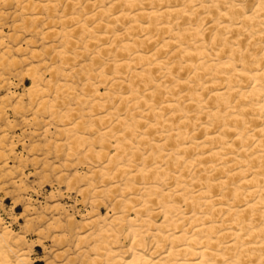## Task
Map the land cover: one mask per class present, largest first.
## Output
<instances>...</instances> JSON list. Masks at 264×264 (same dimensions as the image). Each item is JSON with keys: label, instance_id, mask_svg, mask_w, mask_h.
Returning <instances> with one entry per match:
<instances>
[{"label": "rangeland", "instance_id": "rangeland-1", "mask_svg": "<svg viewBox=\"0 0 264 264\" xmlns=\"http://www.w3.org/2000/svg\"><path fill=\"white\" fill-rule=\"evenodd\" d=\"M160 1L142 0L131 8L120 0H0V235L6 236L9 264H104L108 251L127 259L134 245L145 255H161L155 240L164 216L155 197L149 198L151 212L143 206L148 198L139 188L149 183L167 192L174 180L160 173L146 178L136 171L165 165L153 157L155 151L170 152L181 143L165 139L178 126L177 121L165 122L168 110L154 129L150 125L158 115L149 108L177 100L189 87L191 72L179 64L174 79L181 84L172 89L164 67L153 66L145 78L134 75L146 67L145 61L119 65L138 53L186 60L177 49L162 48L163 40L177 31L138 30V42L132 45L136 36L127 31L131 23L121 18L123 12L187 2ZM203 1L207 8L178 21L204 29L208 21L199 14L211 7V0H191L195 7ZM239 1L252 8V0ZM174 18L163 21L176 28ZM140 20L142 25L150 22L146 16ZM159 85L160 93L150 94ZM195 88L202 92L201 86ZM180 108L179 117L196 113ZM122 139L125 152L111 161ZM124 166L128 171L121 170ZM181 171L196 172L172 167L173 173ZM129 182L136 187H127ZM167 200L188 209L181 196ZM132 220L140 234L136 242Z\"/></svg>", "mask_w": 264, "mask_h": 264}, {"label": "bare ground", "instance_id": "bare-ground-1", "mask_svg": "<svg viewBox=\"0 0 264 264\" xmlns=\"http://www.w3.org/2000/svg\"><path fill=\"white\" fill-rule=\"evenodd\" d=\"M141 1L120 0L131 8ZM238 1L211 0V7L199 14L200 19L208 21L202 30L178 20L207 8V1L197 7L187 0L178 7L122 13L121 18L131 23L127 31L133 36L138 30L177 31L176 36L163 40L162 48L177 49L186 60L181 63L174 56L164 61L138 53L119 65L132 67L137 60L145 61L146 67L134 73L145 78L151 77L153 66L158 70L164 67V78L171 80L174 89L181 84L174 79V69L180 64L191 72V83L185 93H178L177 100L149 108L158 115L150 125L154 129L163 123V112L168 110L165 122L177 121L178 126L167 131L165 139L181 143L170 152L162 148L155 151L153 157L165 161V165H145L136 171L146 178L160 173L174 180L173 188L167 192L149 183L139 188L142 197L148 198L143 206L151 212L149 198L155 197L160 205L158 211L164 216L155 240L161 255H145L134 245L127 259L108 251L104 264H264V0H252L250 10ZM143 16L150 18V22L142 25ZM170 16L175 17L176 28L167 27L163 21ZM134 39L132 45L138 42L137 36ZM197 85L202 92L195 88ZM132 87L135 89L137 84ZM161 87L152 88L150 94L157 95ZM135 99L141 103L140 96ZM209 99L215 104H210ZM180 107L196 113L179 117ZM122 121L119 123L123 124ZM198 129L202 133L199 136ZM142 140L152 144L145 136ZM125 147L122 139L111 161L118 159ZM187 153L192 155L185 159ZM174 165L182 169L192 167L196 172L191 176L183 171L173 173ZM127 187L136 186L129 182ZM173 195L181 196L188 209L181 210L168 202ZM131 229L136 242L140 234L133 220ZM5 241L6 236L1 234V264H9Z\"/></svg>", "mask_w": 264, "mask_h": 264}]
</instances>
